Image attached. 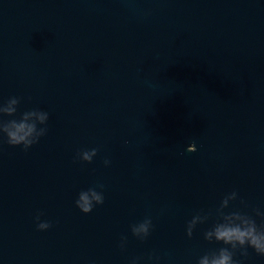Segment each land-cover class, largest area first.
I'll return each mask as SVG.
<instances>
[{"label":"water","instance_id":"1","mask_svg":"<svg viewBox=\"0 0 264 264\" xmlns=\"http://www.w3.org/2000/svg\"><path fill=\"white\" fill-rule=\"evenodd\" d=\"M12 95L0 121L50 116L27 149L0 130V264H198L223 243L204 232L225 193L226 211L264 208V0H0V104ZM89 186L105 199L84 212Z\"/></svg>","mask_w":264,"mask_h":264},{"label":"clouds","instance_id":"2","mask_svg":"<svg viewBox=\"0 0 264 264\" xmlns=\"http://www.w3.org/2000/svg\"><path fill=\"white\" fill-rule=\"evenodd\" d=\"M20 97L16 95L10 96L7 101L0 104V113L13 114L17 112V104ZM50 113L48 110L40 107H32L20 116H12L11 119L0 121V130L6 134L9 144L22 145L25 149L38 142L41 136L48 131L47 122ZM38 122L44 126L38 127ZM98 151L97 147L82 148L77 151L76 159L92 161ZM104 163L110 164V157L104 158ZM101 188L103 185L100 186ZM238 190L233 189L223 195L219 205V218L208 227L204 232V237L209 240L223 241L216 248L205 251L198 258V264H243L242 258H236L237 250L244 256L248 253V247L251 246L256 252L264 254V220L258 221L257 217L264 218V208L254 206L252 212L242 210L240 208H232L226 211L230 201L238 198ZM105 199L104 192L95 186L80 189L75 203L84 212L91 211L96 204L103 203ZM243 201V197H240ZM253 212L255 214H253ZM43 210H39L35 215L37 221L36 227L39 229H47L52 225V221L42 218ZM207 218V214L201 215L197 212L187 221V233L192 235L193 229L198 222H203ZM153 227L151 216H145L143 219L131 224V231L140 239H145L150 234ZM127 241V235L122 234L120 246L123 248ZM155 256L159 259L156 250L153 249L149 254L152 258ZM140 256H133L130 264H138ZM88 264H96V261L89 260Z\"/></svg>","mask_w":264,"mask_h":264}]
</instances>
